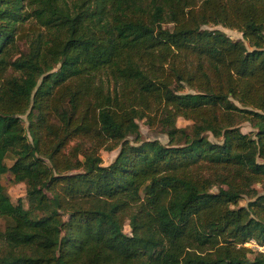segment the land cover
<instances>
[{
	"label": "trees",
	"instance_id": "obj_1",
	"mask_svg": "<svg viewBox=\"0 0 264 264\" xmlns=\"http://www.w3.org/2000/svg\"><path fill=\"white\" fill-rule=\"evenodd\" d=\"M5 173L0 264H264V0H0Z\"/></svg>",
	"mask_w": 264,
	"mask_h": 264
},
{
	"label": "rangeland",
	"instance_id": "obj_2",
	"mask_svg": "<svg viewBox=\"0 0 264 264\" xmlns=\"http://www.w3.org/2000/svg\"><path fill=\"white\" fill-rule=\"evenodd\" d=\"M166 27L170 28V25H167ZM212 28H216V29L221 30L231 39H240V37H241L240 33L237 32L236 30H233V29H227V28H224L220 25L213 26ZM19 47L23 48V45L21 43H19ZM246 47L248 48V46H246ZM248 49H250V48H248ZM182 92H192V91L190 89H188L186 86H184L182 88ZM19 118L21 119V122L25 127L27 124L25 114L20 115ZM144 120L145 119L136 120V123L138 125V129L140 132L139 139H141V140L156 139L161 144H166L167 138L165 135H163L159 132L158 127L157 126L147 127ZM190 124H191V121L182 119L180 117L176 118V120H175V125L177 127H188ZM239 128H240V131L242 133H247V131L251 130V128L248 126V124L246 122H240ZM206 135H207V138L209 140H215L216 141V140L220 139V138H214V137L212 138L210 136V134H206ZM69 146H70V144H69ZM117 148L118 147L114 148L111 151H106V150H102V149L99 150L101 165H107L109 162H111V160L114 158L115 154L117 153ZM4 162L6 163V165H9L11 163L10 156H7L4 160ZM0 182H1V185L4 189V191L9 196V199L12 203H15L18 199H23V197H24V186L22 183H12L10 181V176L8 173H5L1 176ZM246 200H247L246 197H242L237 202V204L238 205H244ZM64 217L65 216H62V219H64ZM2 225H3V222L0 221V226H2ZM123 232L126 234H128V232H129V228H128L126 223L123 225Z\"/></svg>",
	"mask_w": 264,
	"mask_h": 264
},
{
	"label": "built area",
	"instance_id": "obj_3",
	"mask_svg": "<svg viewBox=\"0 0 264 264\" xmlns=\"http://www.w3.org/2000/svg\"><path fill=\"white\" fill-rule=\"evenodd\" d=\"M244 246L246 247H251V248H255L259 251H263L264 252V246H258L253 240H248L247 242L244 243Z\"/></svg>",
	"mask_w": 264,
	"mask_h": 264
}]
</instances>
